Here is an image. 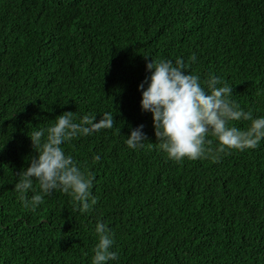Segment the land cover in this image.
Wrapping results in <instances>:
<instances>
[{
  "label": "trees",
  "instance_id": "obj_1",
  "mask_svg": "<svg viewBox=\"0 0 264 264\" xmlns=\"http://www.w3.org/2000/svg\"><path fill=\"white\" fill-rule=\"evenodd\" d=\"M178 57L264 116V0H0V264H92L99 220L118 252L105 264H264V140L220 151L209 133L214 152L176 161L141 108L147 63ZM65 111L115 117L62 145L95 177L97 203L81 212L56 189L26 208L15 184L36 155L30 134Z\"/></svg>",
  "mask_w": 264,
  "mask_h": 264
},
{
  "label": "clouds",
  "instance_id": "obj_2",
  "mask_svg": "<svg viewBox=\"0 0 264 264\" xmlns=\"http://www.w3.org/2000/svg\"><path fill=\"white\" fill-rule=\"evenodd\" d=\"M196 61L195 53L189 58ZM184 58H159L147 63L150 76L141 82L140 101L143 111L151 112L157 142L168 158L182 161L204 158L215 150L209 145V133L219 141V150L255 148L264 140V116L254 117L235 100L231 99L233 87L219 76L210 75L202 81L199 73L187 71ZM145 84L147 85L145 87ZM250 120L246 129L230 123ZM115 117L111 112L84 115L75 122L72 111H65L56 117V122L46 128H38L30 134L36 155L30 158V166L17 176L15 189L26 208L35 210L43 203L45 195L56 189L70 193L79 202V210L88 212L97 203L92 188L95 177L78 165L71 154H66L62 145L78 135H90L104 128H112ZM141 124L125 136V143L132 149L143 146L147 140ZM101 156L95 154L94 161ZM39 181L40 191L33 186V179ZM29 190L33 195L29 198ZM98 243L94 248L92 264H105L118 259V252L112 250L115 233L102 220L97 221Z\"/></svg>",
  "mask_w": 264,
  "mask_h": 264
}]
</instances>
